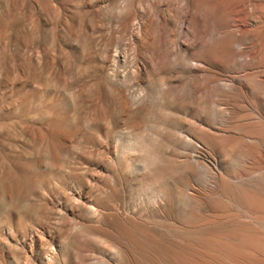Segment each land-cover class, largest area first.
I'll return each mask as SVG.
<instances>
[{
  "label": "rangeland",
  "instance_id": "obj_1",
  "mask_svg": "<svg viewBox=\"0 0 264 264\" xmlns=\"http://www.w3.org/2000/svg\"><path fill=\"white\" fill-rule=\"evenodd\" d=\"M0 264H264V0H0Z\"/></svg>",
  "mask_w": 264,
  "mask_h": 264
}]
</instances>
